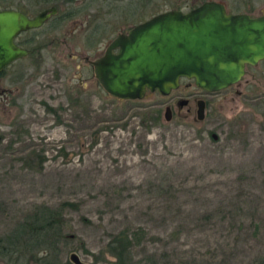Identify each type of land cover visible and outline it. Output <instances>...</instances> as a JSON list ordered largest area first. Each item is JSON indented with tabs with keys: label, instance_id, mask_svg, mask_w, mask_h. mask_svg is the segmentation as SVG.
I'll use <instances>...</instances> for the list:
<instances>
[{
	"label": "rangeland",
	"instance_id": "rangeland-1",
	"mask_svg": "<svg viewBox=\"0 0 264 264\" xmlns=\"http://www.w3.org/2000/svg\"><path fill=\"white\" fill-rule=\"evenodd\" d=\"M217 1L231 13L264 14V0ZM116 4L93 2L74 59L46 49L11 86L21 107L0 111V238L39 208L64 204L61 264H74L73 253L83 264H113L107 244L123 231L127 264L264 259V60L217 92L183 78L168 95L113 97L84 57L96 60L116 35L195 1L155 0L151 11Z\"/></svg>",
	"mask_w": 264,
	"mask_h": 264
},
{
	"label": "water",
	"instance_id": "water-1",
	"mask_svg": "<svg viewBox=\"0 0 264 264\" xmlns=\"http://www.w3.org/2000/svg\"><path fill=\"white\" fill-rule=\"evenodd\" d=\"M45 17L42 13L29 20L14 11H0V70L26 54L14 45V36L40 25ZM262 60L264 15L231 13L223 2L206 0L188 11H163L135 25L115 37L91 64L109 95L142 99L147 91L168 95L183 78L204 91L217 92L239 82L247 66ZM187 103L183 99L179 106ZM196 106V118L203 120L205 100L198 99ZM171 116V108L165 107L164 118ZM70 259L83 264L77 254Z\"/></svg>",
	"mask_w": 264,
	"mask_h": 264
},
{
	"label": "flooded vegetation",
	"instance_id": "flooded-vegetation-1",
	"mask_svg": "<svg viewBox=\"0 0 264 264\" xmlns=\"http://www.w3.org/2000/svg\"><path fill=\"white\" fill-rule=\"evenodd\" d=\"M94 1L95 0H0V11H14L24 15L29 20L36 19L42 13L46 14L45 19L40 25L21 30L13 38L14 45L26 50V54L14 59L0 70L1 112L11 111L12 107H21L17 101L18 94H15V91L18 90L16 87L13 88L11 86L21 80L23 75L27 73L26 70L29 69L31 65L33 66V64L35 65L42 62L44 50L52 49V53L55 54V56L58 55V58L61 56H69L74 59L76 57L74 50L75 45L72 44L75 32L76 30H86L87 32V11H91ZM113 1L117 2V8L119 7L120 9L124 6L126 11H151L156 7L155 0ZM194 7L196 6L193 5L188 10ZM181 8L182 7L179 9L176 7L174 9H165L162 10V12L169 10L183 11ZM81 13L83 14L80 16ZM130 29H128L126 33L120 34H127ZM118 35H116V37ZM117 50L118 49H113L112 52L116 53ZM25 57H29L31 64L29 66L27 64H24L22 67L18 66L20 65L18 63ZM84 60L86 62L88 61L92 66L91 61L87 60V56L84 57ZM0 139H2V137H0Z\"/></svg>",
	"mask_w": 264,
	"mask_h": 264
},
{
	"label": "trees",
	"instance_id": "trees-1",
	"mask_svg": "<svg viewBox=\"0 0 264 264\" xmlns=\"http://www.w3.org/2000/svg\"><path fill=\"white\" fill-rule=\"evenodd\" d=\"M194 1L197 6L206 0ZM63 205L58 209L39 208L29 219L19 223L12 233L0 238V260L6 264H61L57 256L63 236ZM135 239L139 241V237ZM131 243L124 231L108 242L106 251L115 258L113 264H127ZM255 264H264V259L259 258Z\"/></svg>",
	"mask_w": 264,
	"mask_h": 264
}]
</instances>
